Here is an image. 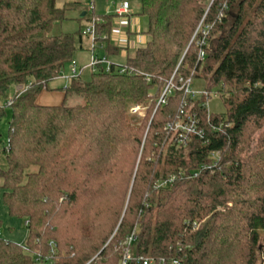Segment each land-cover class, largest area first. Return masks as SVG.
Listing matches in <instances>:
<instances>
[{
    "label": "trees",
    "instance_id": "obj_1",
    "mask_svg": "<svg viewBox=\"0 0 264 264\" xmlns=\"http://www.w3.org/2000/svg\"><path fill=\"white\" fill-rule=\"evenodd\" d=\"M137 1L145 43L124 64L98 63L88 81L79 73L52 88L75 51L52 25L78 2L0 0V118L11 110L0 188L28 231L25 246L0 236V264H121L125 252L262 264L264 134L248 149L264 125V0ZM92 18L93 43L116 54L117 15ZM197 77L207 93L190 98L179 87ZM169 79L175 89L158 104ZM12 84L22 87L4 105ZM216 86L220 113L206 105ZM45 89L62 90V102L38 103ZM181 110L196 132L174 128Z\"/></svg>",
    "mask_w": 264,
    "mask_h": 264
},
{
    "label": "rangeland",
    "instance_id": "obj_2",
    "mask_svg": "<svg viewBox=\"0 0 264 264\" xmlns=\"http://www.w3.org/2000/svg\"><path fill=\"white\" fill-rule=\"evenodd\" d=\"M80 2V6L82 9L79 11L77 8H69L66 10V18L62 20L54 21L52 25V33H66L73 35L74 47L75 51L71 57V59L65 63L63 70L60 72L58 77H55L48 83L49 87H61L66 86L70 78L71 68L74 66L78 70H82L80 72V79L82 81H88L91 78V71L86 66L91 62L92 54L103 57L108 55V60L111 63H116L117 65L124 64L126 62L127 57L131 56L134 50L137 47L143 45V42L139 41V35H142L147 40V35L145 34L147 28V18L145 15L140 14V7L137 0H132V11L134 13L133 20L130 24L131 30H133V23L135 19L138 20V33L134 35L132 40L134 41V46L129 48L128 50L121 49L116 54H110L107 49L108 43L96 41L93 43L90 34L86 33V27L90 26V17L91 11L89 4L92 0H55V4L57 7L63 8L65 4L70 2ZM121 2V0H94V13L95 14H113L115 5ZM76 6V5H74ZM83 7L85 8L83 10ZM80 8V7H79ZM85 12V16H81V14ZM120 26L116 24V20L113 21L112 27L109 35V44H114L117 39L116 33H118ZM146 36V37H145ZM144 40V41H146ZM106 67V65H105ZM206 83L203 78L197 77L194 78L191 83V88L197 91V96H199V92L204 90ZM22 86L12 84L7 90L5 96L2 98V103L8 102L13 96L14 93L20 90ZM219 86L211 88L210 96L207 100V106L211 112L220 113L225 110L224 104L218 95ZM54 90V89H53ZM49 92V91H44ZM43 98L50 99L55 98V95H51L50 93H43ZM41 98V97H40ZM48 101V100H45ZM84 102L83 97L80 95H69L66 99L67 104H75ZM45 104L48 102H44ZM53 103V102H52ZM138 106L135 112H132L131 109L129 111L134 114H142V108L139 105H133L131 107ZM130 107V108H131ZM11 117L10 108H5V114L0 118V142L4 147L8 143V121ZM264 134V125L255 131L252 136V141L250 143L248 153H253L257 150L258 137L260 134ZM0 166L3 168L7 167L5 155L0 153ZM28 231L25 223V219L22 217L9 215L5 205L2 202V189L0 188V236L5 239H10L19 243L22 246L26 244V237ZM264 264V250H263V262Z\"/></svg>",
    "mask_w": 264,
    "mask_h": 264
},
{
    "label": "built area",
    "instance_id": "obj_3",
    "mask_svg": "<svg viewBox=\"0 0 264 264\" xmlns=\"http://www.w3.org/2000/svg\"><path fill=\"white\" fill-rule=\"evenodd\" d=\"M93 7V3H90V8ZM114 13L117 15L116 20H118V23H123L127 24L128 19L127 16L129 14V4L126 1H121L118 4L115 5ZM99 21L98 18H92L90 21V26L86 27V33L90 34L92 41H94V38L96 37L95 35V25ZM120 37L123 41L126 42L127 40V32L120 30ZM204 56V51L201 49L199 51V58H202ZM98 63H103L106 65V68L108 69L111 62L106 58L105 56L98 58L96 55L92 54L91 62L87 65L89 70H95L96 66ZM124 68H120V71H123ZM82 70H78L76 67L71 68V74L68 76V78L74 77L78 75ZM182 80V79H181ZM191 80L186 79L184 80V83L179 87L180 89L182 88L187 96L190 98H197L201 94H206L207 92L205 90H202L199 92V96H197V91L193 90L191 88ZM174 85L171 81V79L168 80L167 85L165 86L160 98L158 99V104L159 103H165L166 102V97L169 95L173 89ZM11 99L8 100V102L4 103V105L10 104ZM185 104V102H184ZM207 105V103H206ZM138 106L131 107V111L135 112L137 110ZM195 115L194 114H189L183 110L180 112V119L177 120L174 124V128L179 132L180 135L186 132H196V122L194 119ZM5 150L8 151V146L5 147ZM136 238L135 234L132 233L128 239L127 243L129 244L131 241H133ZM135 261L138 264H183V261L181 258L178 257H159L158 259H155L150 256H143V255H133L129 252H125L123 259L121 261V264H127L128 261Z\"/></svg>",
    "mask_w": 264,
    "mask_h": 264
},
{
    "label": "crops",
    "instance_id": "obj_4",
    "mask_svg": "<svg viewBox=\"0 0 264 264\" xmlns=\"http://www.w3.org/2000/svg\"><path fill=\"white\" fill-rule=\"evenodd\" d=\"M121 1L128 2V4H129V12L132 13L133 12L132 11V0H121ZM74 2H77V1H74ZM90 3H93L92 10H94V7H95L94 0L90 1ZM89 7H90V4H89ZM74 8H77V10L79 9V11H80L82 9V7L80 6V2H78ZM84 9L85 8L83 7V10ZM90 10H91V8H90ZM85 14L86 13L83 12L81 16H85ZM133 16L134 15L128 14L127 19L129 21H128L127 24H124V25L121 22L118 23L117 22L118 20H116V24H118L120 26V29H119L118 33H116L117 39L115 40L114 44H112V45L113 46H119V48H120L119 50H121V49L128 50L129 48H132L134 46V41L132 40L133 36L137 35L138 33L140 34V32L137 29L138 28V20L137 19H135V22L133 23L134 24L133 25V27H134L133 30H131V28H130V24H131V22L133 20ZM120 30H123L124 32L125 31L127 32V40H126V42L121 39ZM144 40H146V39L142 35H139V41L144 43L145 42ZM110 54H112V53H110ZM107 58H108V55H107ZM44 91H49V92H44ZM43 93H50L51 95L54 94L55 98H50V99L43 98V95H42ZM45 100H48V101H45ZM62 100H63V92H62V90H59V89H54V90L53 89L52 90H46L45 89V90L41 91L39 93L38 97H37V102L40 103V104H45L44 102H48L45 105L59 104V103L62 102Z\"/></svg>",
    "mask_w": 264,
    "mask_h": 264
},
{
    "label": "bare ground",
    "instance_id": "obj_5",
    "mask_svg": "<svg viewBox=\"0 0 264 264\" xmlns=\"http://www.w3.org/2000/svg\"><path fill=\"white\" fill-rule=\"evenodd\" d=\"M174 89H175V88H174ZM171 93H172V92H171ZM171 93H170V94H171Z\"/></svg>",
    "mask_w": 264,
    "mask_h": 264
},
{
    "label": "water",
    "instance_id": "obj_6",
    "mask_svg": "<svg viewBox=\"0 0 264 264\" xmlns=\"http://www.w3.org/2000/svg\"><path fill=\"white\" fill-rule=\"evenodd\" d=\"M82 15V14H81Z\"/></svg>",
    "mask_w": 264,
    "mask_h": 264
}]
</instances>
